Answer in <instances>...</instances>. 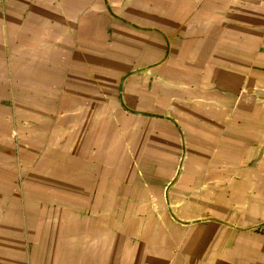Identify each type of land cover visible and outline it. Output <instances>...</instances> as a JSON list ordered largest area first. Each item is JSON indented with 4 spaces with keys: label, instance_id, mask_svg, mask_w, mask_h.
Masks as SVG:
<instances>
[{
    "label": "crops",
    "instance_id": "1",
    "mask_svg": "<svg viewBox=\"0 0 264 264\" xmlns=\"http://www.w3.org/2000/svg\"><path fill=\"white\" fill-rule=\"evenodd\" d=\"M0 264H264V0H0Z\"/></svg>",
    "mask_w": 264,
    "mask_h": 264
}]
</instances>
